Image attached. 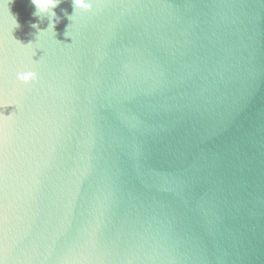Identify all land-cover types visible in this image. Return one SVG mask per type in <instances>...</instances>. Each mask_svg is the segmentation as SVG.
<instances>
[{
	"label": "water",
	"instance_id": "obj_1",
	"mask_svg": "<svg viewBox=\"0 0 264 264\" xmlns=\"http://www.w3.org/2000/svg\"><path fill=\"white\" fill-rule=\"evenodd\" d=\"M34 11L0 0V261L264 264V0Z\"/></svg>",
	"mask_w": 264,
	"mask_h": 264
},
{
	"label": "clouds",
	"instance_id": "obj_2",
	"mask_svg": "<svg viewBox=\"0 0 264 264\" xmlns=\"http://www.w3.org/2000/svg\"><path fill=\"white\" fill-rule=\"evenodd\" d=\"M32 3L35 6V11L33 15L38 17L40 20H43L44 18L48 19L47 28H44V29H41L38 23L31 24V27L37 30V33H36L37 37L40 34L48 31L49 29L54 33L55 25L59 21V18H57L56 12L54 11V9L58 6V4L60 3V0H32ZM91 8H92V0H73V13L68 16V19L71 21L72 17L77 12V10H90ZM14 20H15L14 28L19 27V23L15 17H14ZM66 33L67 31L65 32V35ZM31 44L32 42L30 41L29 43L22 44V45L28 46ZM15 78L17 81L27 84L30 81H34L37 79V73L33 70L18 71L15 75ZM12 114H9V115H12ZM0 264H3V262L0 261Z\"/></svg>",
	"mask_w": 264,
	"mask_h": 264
}]
</instances>
